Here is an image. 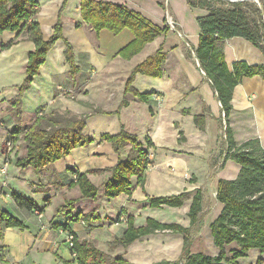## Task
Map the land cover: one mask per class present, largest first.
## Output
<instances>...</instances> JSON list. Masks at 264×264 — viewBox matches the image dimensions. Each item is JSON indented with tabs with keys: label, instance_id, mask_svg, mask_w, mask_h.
I'll list each match as a JSON object with an SVG mask.
<instances>
[{
	"label": "crops",
	"instance_id": "crops-1",
	"mask_svg": "<svg viewBox=\"0 0 264 264\" xmlns=\"http://www.w3.org/2000/svg\"><path fill=\"white\" fill-rule=\"evenodd\" d=\"M37 1L40 7L33 19L39 24L43 38L48 39L53 34L54 25L60 19L63 36L72 46L75 62L81 69L75 77L70 74L64 57L65 42L57 39L39 67V74L22 96V119L18 122L9 110V103L18 94L29 53L35 45L27 39L25 30L1 32L0 142L4 139L20 142L23 132L12 136L13 128L17 124L22 127L31 123L40 108L46 113L61 109L88 115L84 133L93 141L73 148L67 156L39 172L31 166H15L16 158L25 154V148L17 154L10 153V157L0 150V188L3 187L0 209L7 210L25 225L24 228L5 227L0 223V246L3 248L0 264L75 263V255L67 242L68 230L51 227L52 223H68L70 231L79 240L90 241L99 250L111 256H122L131 264H151L161 260L175 264L183 246V233L157 230L127 245L119 243L118 239L123 235L129 217L133 218L135 227L144 225L147 218L189 226L187 212L196 189L202 192L200 224L191 228L190 253L217 255L218 248L213 244L210 230V223L222 207L216 199L217 181L236 178L240 165L232 159H223L226 140L219 138L221 132L216 120L221 106L195 55L200 33L196 18L205 10L191 8L187 0H106L124 4L160 27L171 20L177 28L173 31L169 28L140 52L125 59L118 53L134 38L128 28L118 33L103 28L96 33L81 19L80 0H66L60 14L64 0ZM76 21H81V25L76 27ZM160 47L165 53L162 76L137 73L132 81L139 93L148 94L146 101L125 92V81L132 69ZM223 52L229 69L237 60L248 64L264 62L261 50L239 36L225 39ZM90 88L96 93L94 98L88 95ZM65 91L73 94L66 97ZM122 101L125 104L120 107ZM231 103L228 124L235 143L257 138L264 149V80L258 75L242 78L233 89ZM138 111L145 112V116L140 118ZM195 115L203 116L202 128L195 123ZM145 118L146 122L141 123ZM122 126L143 143L146 138L150 139L149 163L143 185H138L133 176L130 194L107 198L102 195V185L110 175L105 169L126 158L129 148L124 147L118 154L100 137L103 133H117ZM137 128H141L140 132ZM77 172L85 173L99 187L95 199L79 198L78 186L68 185L73 173ZM9 190L22 195L28 193L27 197L42 208L40 215L17 207L7 194ZM183 191L192 193L181 206L150 207L147 203V196ZM65 199H76L73 214L79 212L91 216L68 221L64 212L56 211ZM119 215L122 218H118ZM235 248V242L226 246L228 252ZM258 258H262L264 264V253L251 248L246 256L238 258V262L254 264Z\"/></svg>",
	"mask_w": 264,
	"mask_h": 264
},
{
	"label": "trees",
	"instance_id": "trees-1",
	"mask_svg": "<svg viewBox=\"0 0 264 264\" xmlns=\"http://www.w3.org/2000/svg\"><path fill=\"white\" fill-rule=\"evenodd\" d=\"M65 3L66 0L63 1L59 14ZM187 3L191 8L205 10L203 15L196 18L200 33L195 55L216 92L223 113L226 140L223 159H232L240 165L236 178L217 181L216 199L222 207L217 217L210 223V230L213 244L218 248V254L190 253L193 241L191 228L200 224L198 218L202 201L200 189H196L191 196L187 212L189 226L162 223L147 218L144 225L135 227L133 218L129 217L127 227L118 242L127 245L143 235L157 230H169L184 235L181 253L174 261L175 264H240L238 258L246 256L251 248L264 253V149L257 138L248 139L240 144L235 143L228 117L232 109L234 87L244 77L258 75L264 80V62L248 64L243 60H237L229 69L224 59L223 43L227 38L243 37L257 46L264 56V22L259 7L249 0H187ZM39 7L37 0H0V33L5 30L12 32L19 29L25 30L27 39L35 45L34 50L29 53L25 78L18 86V94L9 103L11 106L9 110L18 122L22 119V96L30 88L33 78L39 74V67L44 63L47 53L57 39H63L65 42L64 57L70 74L75 77L81 69L75 62L72 46L63 36L60 19L54 25L53 34L48 39L43 38L39 24L33 19ZM79 11L81 19L96 33L103 28L113 33L128 28L133 33V40L118 53L125 59H130L148 42L169 30L167 24L160 27L140 12L111 1L80 0ZM81 23L76 21L75 26L78 27ZM164 61L165 53L160 47L132 69L125 81L124 91L146 101L148 94L139 93L132 86V81L137 73L151 77L162 76ZM124 104L125 101H122L120 107ZM87 117L86 114L78 115L69 110L53 109L50 113L35 116L30 125L21 127L17 124L12 130V136L23 132L26 151L23 156L16 158L15 166L20 168L31 166L35 172H39L47 165L67 156L73 148L90 144L93 138L84 133ZM194 121L202 128V115H195ZM100 138L109 142L118 154L124 147L129 148L126 158L119 159L115 165L105 169L110 175L102 185V195L113 198L122 193L130 194L133 176L136 177L138 185H143L149 163L150 139L146 138L143 143L136 134L127 131L124 126L117 133H103ZM73 174L75 179L72 178L68 185L78 186L79 198L95 199L99 187L94 185L85 173ZM2 189L3 187L0 188ZM191 193L192 191H183L179 194L147 196V203L150 207H178L190 198ZM7 194L17 207L38 214L42 212V208L34 199L15 190H9ZM75 202L76 199H65L56 211L64 212L68 221L84 220L91 216L79 212L73 214ZM0 223H3L5 227H25L21 220L4 209H0ZM51 227L68 230V235L72 236V245H68L75 255V263L67 262L68 264H131L122 256H111L99 250L90 241L79 240L70 231L68 223H52ZM232 242L237 244V248L228 252L226 246ZM0 249L1 255L2 246ZM169 262L161 260L151 264H168ZM254 264H263V259H256Z\"/></svg>",
	"mask_w": 264,
	"mask_h": 264
},
{
	"label": "rangeland",
	"instance_id": "rangeland-1",
	"mask_svg": "<svg viewBox=\"0 0 264 264\" xmlns=\"http://www.w3.org/2000/svg\"><path fill=\"white\" fill-rule=\"evenodd\" d=\"M161 1H164V0H161ZM249 1H252V0H249ZM260 1V3H261V5L263 6V8H264V0H259ZM254 2V1H253ZM255 3V2H254ZM256 4V3H255ZM257 5V4H256ZM258 6V5H257ZM260 10V9H259ZM262 15V14H261ZM262 20L264 21V18H263V16H262ZM167 25H168V23H167ZM169 26V25H168ZM173 26H174V28L175 29H177L176 28V26H175V24L173 23ZM169 28H170V30L171 31H173L174 30V28H171L170 26H169ZM162 35V34H161ZM160 35V36H161ZM73 93L72 92H70V91H65L64 92V95H66V97H68V96H71ZM89 96H90V98H94L95 96H96V93H95V91L93 90L92 91V89L90 88V91H89V94H88ZM4 104V103H3ZM3 107V106H2ZM41 112V113H40ZM139 112V117L140 118H142V117H144L145 115H144V113L145 112H142V111H138ZM4 113L6 114V111H4ZM38 113H40V114H38ZM50 113V112H49ZM41 114H46V112H44V109L43 108H40V109H38V111L37 112H35L34 113V117L35 116H38V115H41ZM219 118H216V120H218V123H219V129H220V134H219V138H223V139H225V134H224V124H225V121H224V118H223V113H222V111L220 110V113H219V116H218ZM7 118L10 120V121H12L11 119V116H9V115H7ZM34 119V118H33ZM33 119H32V121H33ZM32 121H31V123H32ZM141 123H143V122H146V118H145V120H143V121H140ZM31 123H29V124H27V125H30ZM24 126H26V124H24ZM136 128V127H135ZM212 128V127H211ZM209 129V131H210V133H211V130L212 129ZM138 132H140V130H141V128H137L136 129ZM137 131H135V132H137ZM10 134V133H9ZM12 134V133H11ZM211 137V136H210ZM20 140V142H18V143H15L14 141L15 140H10V139H8L7 140V142L5 141V139L3 140V141H1L0 142V150L3 152V151H5L6 153H7V157H10V153H16V152H18L20 149L22 150L23 148H25V141H24V139H23V137L22 138H20L19 139ZM17 142V141H16ZM8 148V149H7ZM26 151V150H25ZM17 154V153H16ZM25 180H27V179H25ZM23 184L24 185H26V182H23ZM10 187V186H9ZM0 193H1V190H0ZM24 194V193H23ZM27 194V195H26ZM25 195L26 196H28V193H26ZM98 194H99V191H98ZM2 201V200H1ZM10 201V200H9ZM3 203V202H2ZM15 212H16V210H15ZM16 214H18V212H16Z\"/></svg>",
	"mask_w": 264,
	"mask_h": 264
},
{
	"label": "built area",
	"instance_id": "built-area-1",
	"mask_svg": "<svg viewBox=\"0 0 264 264\" xmlns=\"http://www.w3.org/2000/svg\"><path fill=\"white\" fill-rule=\"evenodd\" d=\"M168 25H169L171 28H174V26H173V22H172L171 20L168 21ZM40 113H41V112H40ZM40 113H38V114H40ZM72 178L75 179V174H73ZM36 214H37V215H40V214H38V213H36ZM119 218H122V216L120 215ZM71 238H72L71 235H67V242H68L69 245H72ZM0 253H1V249H0Z\"/></svg>",
	"mask_w": 264,
	"mask_h": 264
},
{
	"label": "water",
	"instance_id": "water-1",
	"mask_svg": "<svg viewBox=\"0 0 264 264\" xmlns=\"http://www.w3.org/2000/svg\"><path fill=\"white\" fill-rule=\"evenodd\" d=\"M228 1H240V0H228ZM252 1H254V2L258 5V7H259V9H260V12H261V14H262V16H263V18H264V8H263V6L261 5L260 1H259V0H252ZM263 22H264V21H263Z\"/></svg>",
	"mask_w": 264,
	"mask_h": 264
}]
</instances>
